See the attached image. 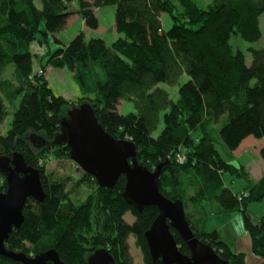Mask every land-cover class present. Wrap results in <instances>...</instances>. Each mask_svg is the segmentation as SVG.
Returning a JSON list of instances; mask_svg holds the SVG:
<instances>
[{
	"label": "trees",
	"instance_id": "16d2710c",
	"mask_svg": "<svg viewBox=\"0 0 264 264\" xmlns=\"http://www.w3.org/2000/svg\"><path fill=\"white\" fill-rule=\"evenodd\" d=\"M106 6L116 7L120 37L113 44L88 40L82 32L41 63L44 73L48 67L68 69L95 93L69 101L34 68L31 45L39 34L48 38L62 32L74 13L88 28L98 29L96 11ZM162 14L170 16V29L164 28ZM263 14L264 0H212L207 8L194 0H0V125L14 109L11 128L0 132V160L22 156L40 171L46 193L42 202L27 200L24 222L13 229L6 248L28 257L56 250L66 264H89L92 253L106 249L116 264H134L129 245L134 237L144 263L154 264L146 233L159 209L149 206L141 212L129 204L125 176L109 189L83 172L75 186L90 191L80 201L67 189L71 177L47 170V160L71 159L68 144L58 141L61 121L87 103L113 137L132 140L142 166L153 171L162 165L160 192L183 203L198 239L229 264H247L245 253L234 251L219 230L206 228L208 205L215 204L214 215L241 214L253 254L264 258V216L254 221L249 211L264 202V176L241 192L225 180L226 175L249 179L243 165L232 163V153L250 137L264 140V50L251 49L248 66L246 55L234 52L230 43L233 35L260 41ZM10 65L17 84L3 79ZM182 78L186 82L175 101L160 85L174 87ZM123 102H133L135 112L120 113ZM220 123L223 153L214 137ZM260 154L264 160V146ZM7 189L0 171V194ZM127 214L134 217L132 224ZM171 232L182 253L190 255L179 233ZM0 264L20 263L0 256Z\"/></svg>",
	"mask_w": 264,
	"mask_h": 264
},
{
	"label": "water",
	"instance_id": "95a60500",
	"mask_svg": "<svg viewBox=\"0 0 264 264\" xmlns=\"http://www.w3.org/2000/svg\"><path fill=\"white\" fill-rule=\"evenodd\" d=\"M60 143H67L70 158L91 175L102 188L113 189L125 176L124 197L139 211L155 206L159 215L146 233L154 264H229L194 234L181 201H171L160 192L162 165L151 171L138 161L137 150L129 139H116L99 123L91 105L84 103L61 121ZM8 189L0 194V256L20 264H66L56 250L36 257L9 251L5 243L14 228L24 222L23 209L29 198L42 202L46 193L37 168L29 167L20 155L0 160ZM176 230L190 250L183 254L171 232ZM89 264H116L106 249H98Z\"/></svg>",
	"mask_w": 264,
	"mask_h": 264
},
{
	"label": "rangeland",
	"instance_id": "374dc122",
	"mask_svg": "<svg viewBox=\"0 0 264 264\" xmlns=\"http://www.w3.org/2000/svg\"><path fill=\"white\" fill-rule=\"evenodd\" d=\"M91 1V0H89ZM197 2L202 8H207L212 0H194ZM40 5V4H39ZM77 5H75V8ZM77 9V8H76ZM115 6H106L100 9H97L96 14L99 18V27L98 29H90L85 25L84 20L77 13H74L66 26V28L58 33L57 35H50L46 38L43 34H39V41L33 45H31V52L34 55V68L40 70L41 63H46L49 58V53L54 52L58 48L63 45H68L77 35L80 33H84L86 38H100L106 41L108 45L113 44L120 35L116 32L115 29ZM162 22L165 29H170L172 26V20L168 14H162ZM260 26L263 32V37L260 41L250 43L243 40L239 35H233L231 38V46L234 52L241 51L246 55L247 65L250 66L252 64V56L251 49L264 50V14L260 18ZM57 40H60L62 44L58 43ZM42 71V70H40ZM103 73V71H102ZM41 74V73H40ZM46 77L53 88L54 92L57 95L63 96L69 101H78L82 97H95V93L91 89H84V87L80 84V82L76 79L75 75L71 73L66 68H53L48 67L47 71H45ZM100 77L104 78L103 75ZM3 79L11 80L12 82H16L15 79V66L10 65L3 73ZM186 82V78H182L180 82L172 87L166 83L160 85L161 88L165 89L171 96L173 100H177L179 96V88L180 86ZM17 84V82H16ZM3 97V93L0 92V98ZM20 99L16 102V106L19 105ZM119 111L122 114H129L131 112H135V107L133 102H123L119 106ZM14 109L9 108V115L7 116L4 123L0 125L1 134L5 135L7 131L11 128V124L13 122ZM69 114V112H67ZM227 118L224 119L226 122ZM221 123L216 127L214 131L215 142L217 143L218 149L221 153L226 152L225 144L220 138L219 130L221 128ZM163 126H160V128ZM41 140V139H40ZM264 140L256 139L254 137H250V139L246 140L238 151L232 153V163L235 165H243L249 174L254 177L256 180H260L264 176V161L261 158V148ZM33 147L38 146L35 143H32ZM47 170L49 172H53L55 176L61 178L71 177V180L68 183L67 189L72 191V196L74 200H84L88 193L89 188L87 186L77 187L75 186V182L80 179L83 174V170L78 167V165L72 161L71 159H63L61 161L51 159L47 160ZM262 203L253 204L249 211L253 219L256 221L260 214L264 212V206L262 209ZM209 207V212L216 209V205L213 204ZM212 207V208H211ZM233 217L223 216L218 218L217 220L209 219L207 223V227L209 230L219 229L224 220L229 221V227L231 232H227L228 242L231 244L232 248L236 252H246L247 253V264H261L264 262L263 257L252 256L251 246L252 240L249 236L248 232L245 230L243 225L242 216L240 213ZM209 215V214H208ZM214 215V214H213ZM215 217L217 215H214ZM262 216H260L261 218ZM125 219L128 223L132 224L135 219L132 215L127 214ZM219 219L221 221H219ZM130 252L134 260V264H145L144 257L139 248H137L136 241L134 237H130L129 239ZM245 253V254H246ZM259 259V260H256Z\"/></svg>",
	"mask_w": 264,
	"mask_h": 264
},
{
	"label": "crops",
	"instance_id": "0c3cea01",
	"mask_svg": "<svg viewBox=\"0 0 264 264\" xmlns=\"http://www.w3.org/2000/svg\"><path fill=\"white\" fill-rule=\"evenodd\" d=\"M248 139H250V138H248ZM248 139H246V140H248ZM245 140V141H246ZM244 141V142H245ZM243 142V143H244ZM242 143V144H243ZM242 144L240 145V147L242 146ZM264 146V143L262 144V147ZM240 147L236 150V151H238L239 149H240ZM234 153V152H233ZM264 161V160H263ZM225 180H226V182L236 191V192H241V191H243V190H245V189H247L248 187H250L253 183H256V182H258L259 180H256L254 177H252L251 175H250V177H249V179L248 180H235V178L234 177H232V176H229V175H226L225 176ZM260 206H262V209H263V206L264 205H260ZM209 209V208H208ZM238 214L237 213H233V214H226V215H222V216H214L213 214H212V212H210L209 213V215H208V220L209 219H213V218H215V219H213V220H217L218 218H221V217H223V216H227V217H229V219H230V216H233V217H235V216H237ZM260 216H264V212H263V214H260L259 216H257L258 217V220L260 219ZM257 220V221H258ZM219 221H221L220 219H219ZM254 221H256L255 219H254ZM229 221H227V220H224L223 222H222V225H221V227L219 228V229H217V230H219V232H220V234H221V236H222V238L223 239H226V240H228V238H227V235H228V233L227 232H231L232 234H233V232L231 231V229H230V227H229V223H228ZM208 223V222H207ZM207 227V226H206ZM208 230H209V227L207 228ZM243 253V252H242ZM244 253H246V252H244ZM249 253H251L252 254V256H255L254 254H253V252H252V246H251V251L249 252ZM246 255V259H247V253L245 254ZM256 260H259V259H256Z\"/></svg>",
	"mask_w": 264,
	"mask_h": 264
},
{
	"label": "built area",
	"instance_id": "2783aa9c",
	"mask_svg": "<svg viewBox=\"0 0 264 264\" xmlns=\"http://www.w3.org/2000/svg\"><path fill=\"white\" fill-rule=\"evenodd\" d=\"M41 74H43L44 72L43 71H40Z\"/></svg>",
	"mask_w": 264,
	"mask_h": 264
}]
</instances>
